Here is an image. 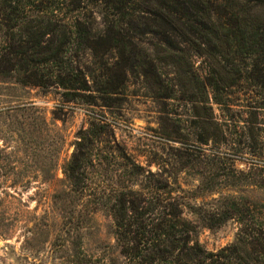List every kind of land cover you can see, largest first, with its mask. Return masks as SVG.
Returning a JSON list of instances; mask_svg holds the SVG:
<instances>
[{"label":"rangeland","instance_id":"obj_1","mask_svg":"<svg viewBox=\"0 0 264 264\" xmlns=\"http://www.w3.org/2000/svg\"><path fill=\"white\" fill-rule=\"evenodd\" d=\"M55 2H63L59 16L78 15L97 32L117 18L100 1ZM251 14L264 19V5ZM133 19L124 51L100 48L81 61L90 97L0 76V264H130L111 210L126 185L154 195L168 182L194 239L211 252L233 244L241 225L236 218L209 223L205 215L215 220L238 200L264 218V91L239 79L223 93L229 106L215 103L206 82L223 58L200 55L195 38L172 36L170 47L155 17L139 8ZM107 82L112 92L97 91ZM93 123L107 125L84 175L87 187L76 191L65 167Z\"/></svg>","mask_w":264,"mask_h":264},{"label":"trees","instance_id":"obj_2","mask_svg":"<svg viewBox=\"0 0 264 264\" xmlns=\"http://www.w3.org/2000/svg\"><path fill=\"white\" fill-rule=\"evenodd\" d=\"M95 1L103 2L117 16L108 19L104 33L95 31L78 15L71 19L59 16L63 2L58 5L51 0L42 6L41 0H0V76L13 77L23 85L59 87L67 97H90L93 90L81 61L88 51L99 52L100 48L124 51L139 8L141 14L155 17L158 33L170 47L172 36L195 38L201 44L200 55L223 58L220 71L206 82L215 103L229 106L223 93L226 90L229 95L239 79L253 81L264 91V19L251 14L258 5H264V0ZM78 7L69 9L76 11ZM123 24L128 27L121 28ZM196 82L198 95L206 97L204 83ZM110 85L107 82L97 91L112 92ZM106 125L93 123L78 137L65 167L76 191L87 187L84 175L94 159L97 135ZM169 187L168 182H159L157 192L148 195L126 185L115 194L111 210L116 238L130 264H264V218L254 216L250 205L235 200L215 215V220L205 215L209 223L236 218L241 225L233 244L211 252L194 239V226L183 216L181 202ZM257 213L262 215L260 210Z\"/></svg>","mask_w":264,"mask_h":264}]
</instances>
